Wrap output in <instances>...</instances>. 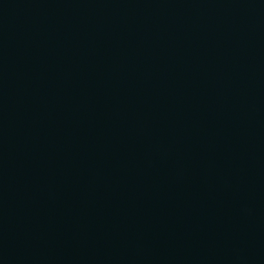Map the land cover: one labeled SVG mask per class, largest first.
<instances>
[{
	"label": "water",
	"instance_id": "obj_1",
	"mask_svg": "<svg viewBox=\"0 0 264 264\" xmlns=\"http://www.w3.org/2000/svg\"><path fill=\"white\" fill-rule=\"evenodd\" d=\"M0 264H264V0H0Z\"/></svg>",
	"mask_w": 264,
	"mask_h": 264
}]
</instances>
